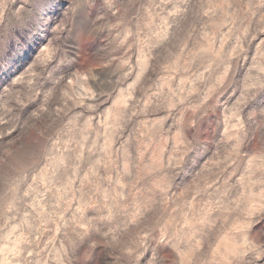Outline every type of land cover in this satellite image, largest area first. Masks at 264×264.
Instances as JSON below:
<instances>
[{
	"label": "rangeland",
	"instance_id": "obj_1",
	"mask_svg": "<svg viewBox=\"0 0 264 264\" xmlns=\"http://www.w3.org/2000/svg\"><path fill=\"white\" fill-rule=\"evenodd\" d=\"M0 264H264V0H0Z\"/></svg>",
	"mask_w": 264,
	"mask_h": 264
}]
</instances>
